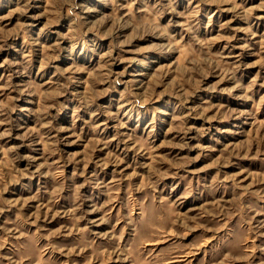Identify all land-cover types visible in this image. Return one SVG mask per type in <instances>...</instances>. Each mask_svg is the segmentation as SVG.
I'll return each instance as SVG.
<instances>
[{
	"label": "rangeland",
	"instance_id": "obj_1",
	"mask_svg": "<svg viewBox=\"0 0 264 264\" xmlns=\"http://www.w3.org/2000/svg\"><path fill=\"white\" fill-rule=\"evenodd\" d=\"M0 264H264V0H0Z\"/></svg>",
	"mask_w": 264,
	"mask_h": 264
}]
</instances>
